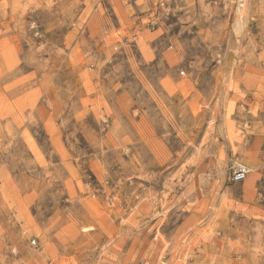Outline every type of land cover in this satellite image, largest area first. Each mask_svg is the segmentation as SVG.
<instances>
[{"label": "rangeland", "instance_id": "1", "mask_svg": "<svg viewBox=\"0 0 264 264\" xmlns=\"http://www.w3.org/2000/svg\"><path fill=\"white\" fill-rule=\"evenodd\" d=\"M0 264H264V0H0Z\"/></svg>", "mask_w": 264, "mask_h": 264}, {"label": "built area", "instance_id": "2", "mask_svg": "<svg viewBox=\"0 0 264 264\" xmlns=\"http://www.w3.org/2000/svg\"><path fill=\"white\" fill-rule=\"evenodd\" d=\"M249 172H250L249 168L243 164L236 166L232 175L233 181L240 182L245 180Z\"/></svg>", "mask_w": 264, "mask_h": 264}]
</instances>
